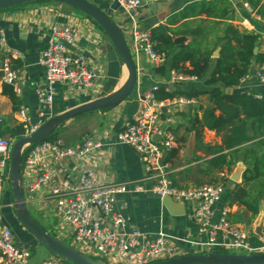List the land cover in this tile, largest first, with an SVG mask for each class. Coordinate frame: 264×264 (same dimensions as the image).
<instances>
[{
	"label": "crops",
	"instance_id": "0c3cea01",
	"mask_svg": "<svg viewBox=\"0 0 264 264\" xmlns=\"http://www.w3.org/2000/svg\"><path fill=\"white\" fill-rule=\"evenodd\" d=\"M88 1L100 7L120 27L129 45L132 22L123 10L119 7L112 8V2ZM191 1L193 0H166L143 5L136 17L137 28L148 32L152 27L163 24L169 16L179 11L185 2ZM230 1L237 16L233 24L241 30L256 34L258 36L256 53L264 55V19L254 15L244 0ZM56 25H70L75 28L76 38L69 46V51L82 56L86 64L99 73L100 80L92 86L82 89L75 88L65 82L54 83L52 85V102L48 106H43L38 102L36 94L37 90L44 86V70L38 64V58L46 46L49 30ZM0 38L4 51L11 50L18 55L17 58L11 60V62L15 60L21 65L17 70L21 80L18 99L33 126H39L55 115L111 94L122 85L126 78V71L106 36L89 19L65 5L33 3L14 10L0 11ZM189 41V37L174 39L175 44L181 42L187 44ZM133 59L136 64L137 83L132 94L114 108L85 113L68 120L61 126L59 136L55 137L61 139L66 146H75L83 139H89L99 143L100 147L77 156H63L56 159L42 156L38 166L49 172L50 180L47 184L33 190H30V186L35 181L36 174L30 168L22 167L26 206L31 216L30 209L35 212V216H38L37 220L47 233L52 232L53 236L63 241L62 239L67 237L64 234L62 223L54 212V202L50 197V190L53 187L73 191L78 184L79 174L87 169L94 170L99 185L136 181L144 191L134 192L131 190L125 194L117 195L115 198L114 211L124 219V224L116 230L118 238L123 239L125 234L135 230L142 236V240H139L141 244L154 240L161 232L164 238L169 237L193 252L190 245L184 240H203V236L197 233L195 202H172L168 203V208H165L162 198L150 191L152 182L144 179L145 172L139 154L132 148L117 143L116 135L139 110L142 92L154 85L166 86L168 90L175 92L180 90L209 91L212 88L205 85V80L209 78L214 64L212 63L208 68L202 80L186 78L178 84V82L173 83L168 70L163 76L156 75L157 66L146 56L138 55ZM254 65L250 67L248 78L243 84L239 83L237 86L224 89L223 92L257 94L264 97V82H260L255 77ZM206 104L207 97L201 96L196 100H189L186 105L166 108L162 110V122L170 130L178 129L177 136H183L184 127L187 126L189 117L193 113L200 116ZM15 121L19 122L16 113L12 112L9 99L0 95V129L11 128L15 125ZM4 137L14 142L13 139ZM203 142L213 145L219 144L220 141L212 131L204 130ZM243 151V149L240 150V155ZM193 157L199 159L194 161ZM205 160L206 157L201 152L194 151V137L193 133H190L176 159H173L174 167L170 168L169 173H184L189 170L191 177L196 166H203ZM244 169V165L239 160L228 176L229 181L226 183L225 193L216 203V208L222 206L228 208L229 219L240 227L243 224L239 223L235 217L242 213V209L236 206H226L225 196L234 184L241 183ZM181 185L186 186V180H181ZM188 186H191V183ZM88 212L94 219L100 216L94 208H88ZM170 216L173 219L172 225L168 219ZM32 217L34 218V216ZM34 220L40 225L35 218ZM106 226L108 230H111L109 223L106 222ZM263 226L264 206L259 205L258 215L247 230L254 234L255 228L262 227L263 232ZM0 227L10 229L13 243L17 248L32 252L31 261L33 263L56 258L37 244L15 219L9 183L5 184L0 198ZM165 240L167 244H173L166 238ZM73 247L89 257L84 248ZM89 258L95 257L90 256ZM101 260L107 264H124L123 258L113 254L105 255Z\"/></svg>",
	"mask_w": 264,
	"mask_h": 264
},
{
	"label": "built area",
	"instance_id": "2783aa9c",
	"mask_svg": "<svg viewBox=\"0 0 264 264\" xmlns=\"http://www.w3.org/2000/svg\"><path fill=\"white\" fill-rule=\"evenodd\" d=\"M102 1L116 2L132 22L131 42L128 45L132 58L144 55L157 67L163 65L164 59L153 51L149 32L137 28L136 17L143 5L166 0ZM75 38L76 30L70 25H56L49 30L46 46L38 58V64L44 70V86L39 88L36 94L38 102L43 106H48L52 102L54 83L65 82L82 89L100 80L99 73L92 70L82 56L69 51V46ZM17 57L16 52L3 50L0 38V72L2 74L0 81L11 86L18 96L21 80L18 71L11 66V60ZM253 69L255 77L260 82H264V61L255 64ZM169 73L173 83L186 79L172 71ZM247 78L248 73L241 78L240 84H243ZM157 88L158 86L154 85L142 92L139 110L123 125L116 135V142L132 148L139 154L145 172L144 179L152 182L151 192L159 198L168 197L177 203L195 202L197 233L203 236V240H184L191 249L203 251L202 253L219 251L247 255L264 253V242L262 241L260 245H253L250 242V232L231 222L228 208L225 206L216 208V203L225 193V187L221 185L201 186L184 190L171 185L168 177L169 168L164 163V155L175 147V142L171 130L162 122V110L186 105L189 100L177 97L161 102L156 101L154 93ZM253 96L264 100V97L260 95L254 94ZM15 113L19 123H22L27 130L26 135L38 127L31 124L22 106H19ZM12 144L13 142L9 139L0 137V198L5 184L8 183ZM98 147H100L99 143L89 139H83L75 146H66L59 138L44 140L36 145L28 146L23 152L25 157L21 166V176L22 167L30 168L36 174L30 190L36 189L50 180L49 172L38 166L42 156L53 159L77 156ZM131 190L144 191L136 181L99 185L95 172L91 169L79 174L78 184L73 191L53 187L50 190V197L54 202V212L64 227V234L72 240L70 245L84 248L89 257L92 256L98 260L108 254L116 255L124 259V264H152L179 256L182 251L173 244H167L161 232L158 233L156 239L141 244L139 240H142V236L135 230L125 234L123 239L118 238L116 230L124 224V219L114 211L115 198ZM88 208L96 209L100 216L97 219L92 218ZM106 222L109 223L111 230H108ZM194 250L192 253H199ZM32 257L30 250L19 249L14 245L10 229L0 227V264H63L58 258L33 263Z\"/></svg>",
	"mask_w": 264,
	"mask_h": 264
},
{
	"label": "trees",
	"instance_id": "16d2710c",
	"mask_svg": "<svg viewBox=\"0 0 264 264\" xmlns=\"http://www.w3.org/2000/svg\"><path fill=\"white\" fill-rule=\"evenodd\" d=\"M244 2L254 15L264 19V0ZM25 5L28 4L0 11L14 10ZM70 8L89 19L102 32L89 17L75 8ZM236 19L230 0H193L185 2L181 9L169 16L163 24L152 27L148 32L153 51L165 61L156 68V75L163 76L168 70L186 78L202 80L208 68L214 64L209 78L205 80V85L212 88L209 91L175 92L168 90L166 86H158L154 93L155 100L160 102L177 97L186 100L207 97V104L200 116L193 113L189 117L183 136H177L178 129L171 130L176 146L164 156V163L169 165L170 170L174 167L173 159H176L179 150L184 146L187 135L193 133L194 151H199L206 157L204 165L196 166L191 177L189 170L185 171L186 173L170 172L168 177L171 185L184 190L201 186L225 187L229 181L228 176L240 160L245 167L242 181L234 184L226 194L225 205L242 209V213L235 218L243 224V228L248 229L258 215L259 205L264 199V100L256 99L252 94L225 93L223 90L239 85L241 78L253 64L264 61V55L253 53L258 36L234 25ZM177 37H189L190 41L187 44H175L174 39ZM218 48V57L214 59L212 54ZM11 66L14 70H19L21 65L14 60ZM0 95L9 99L13 113L19 109L18 96L11 86L1 83ZM204 130L212 131L219 138V144L204 143ZM26 133L24 125L16 121L11 128L0 129V137L7 136L13 140ZM54 138L55 135H52L46 140ZM241 149L244 150L242 155ZM24 157L25 153L22 154L21 166ZM193 159L196 161L199 158ZM181 180H186V186L181 185ZM187 183H191V186ZM262 241L264 242V226L261 240L250 233V242L253 245H260ZM61 262L70 264L65 260Z\"/></svg>",
	"mask_w": 264,
	"mask_h": 264
},
{
	"label": "water",
	"instance_id": "95a60500",
	"mask_svg": "<svg viewBox=\"0 0 264 264\" xmlns=\"http://www.w3.org/2000/svg\"><path fill=\"white\" fill-rule=\"evenodd\" d=\"M40 2L59 3L77 9L79 12L89 17L96 25L100 27L106 38L113 46L115 53L126 71V78L122 85L106 96L97 98L75 108L69 109L61 114L55 115L47 121L41 123L33 132L21 136L14 140L9 156L8 183L9 191L13 200L14 216L17 222L24 228L32 238L43 247L50 255L65 260L70 264H107L102 260H92L83 255L71 245L64 243L53 235L45 232L28 212L26 206L25 192L21 176L22 154L26 147L36 145L50 136L56 129L70 119L79 115L111 109L126 100L135 90L137 83L136 64L130 53L124 33L117 24L97 5L88 0H0V10L21 5ZM112 8H118L116 2H112ZM256 48L253 53L256 54ZM219 48L214 51L212 58L218 57ZM2 76L0 72V77ZM173 201L168 198H162V204L168 208V203ZM169 222L172 225L173 219L170 216ZM254 235L262 239V227L254 230ZM173 245L180 249L182 253L179 256L153 262L152 264H264V253L257 254H233V253H192L189 248L182 246L175 240L165 237ZM156 239V238H154ZM153 240V239H152Z\"/></svg>",
	"mask_w": 264,
	"mask_h": 264
},
{
	"label": "rangeland",
	"instance_id": "374dc122",
	"mask_svg": "<svg viewBox=\"0 0 264 264\" xmlns=\"http://www.w3.org/2000/svg\"><path fill=\"white\" fill-rule=\"evenodd\" d=\"M80 116V115H79ZM78 117V116H77ZM62 126V125H61ZM61 126H59L57 129H56V131H55V133L53 134V135H55V137H58L59 136V132H60V128H61ZM7 188V187H6ZM260 205L263 207L264 206V200H263V202H261L260 203ZM30 212H31V214H32V216H34V218L37 220V218H38V216H35V212H33L31 209H30ZM38 221V220H37ZM39 222V221H38ZM40 223V222H39ZM40 225H41V223H40ZM42 226V228H43V225H41ZM45 228V227H44ZM46 229V228H45ZM50 234H53L52 232H49ZM63 240V242L64 243H68V244H70L71 243V239H69V238H65V239H62ZM192 250H194V249H192ZM195 252H199V253H202L203 251H198V250H194Z\"/></svg>",
	"mask_w": 264,
	"mask_h": 264
},
{
	"label": "bare ground",
	"instance_id": "6f19581e",
	"mask_svg": "<svg viewBox=\"0 0 264 264\" xmlns=\"http://www.w3.org/2000/svg\"><path fill=\"white\" fill-rule=\"evenodd\" d=\"M125 70V69H124Z\"/></svg>",
	"mask_w": 264,
	"mask_h": 264
}]
</instances>
